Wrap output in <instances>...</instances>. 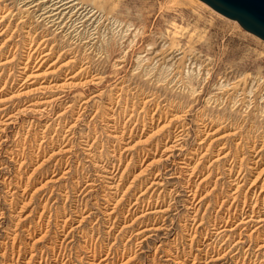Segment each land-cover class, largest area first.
<instances>
[{"label": "rangeland", "instance_id": "obj_1", "mask_svg": "<svg viewBox=\"0 0 264 264\" xmlns=\"http://www.w3.org/2000/svg\"><path fill=\"white\" fill-rule=\"evenodd\" d=\"M83 5L89 11L86 17H91L84 30L69 36H64V32L55 33L56 47L43 65L46 68L52 62L57 64L47 78L52 80L50 85L68 78L73 80V86L54 84L55 88L52 85L48 93L10 96L13 79L8 78V73L19 76L28 48L20 40L16 41L18 45L2 42L13 32L14 40L26 36L28 27L19 23L17 15L0 21V73H4L0 80V108L4 109L0 116L37 96L53 98L34 117L20 115L7 129L8 138L0 146L3 162L0 253L8 247L5 250L8 255L0 256V264H9L11 253L15 250L17 256L21 247L26 258H20L19 264H27L23 259L31 252L41 255L43 250L45 256L46 251L52 256L53 248H61L67 256L62 261L49 258L46 264H96L111 245L114 248L109 264H191L195 256L193 264H235L231 255L238 249L220 261L210 260L209 255L223 252L229 241L238 238V231L248 234L254 225L264 226V220L257 221L254 216L255 220L239 225L231 237L233 230L217 237L213 233L214 227L227 219L228 210L237 211L229 219L235 226L246 200V203L256 202L257 214L264 217V187L261 186H264V40L202 0H84ZM88 39L91 43L85 41ZM80 67L81 72L70 77ZM36 79L37 83L45 78ZM85 79L90 81L82 83ZM5 80L8 86L2 88ZM79 80L80 83L74 84ZM81 105L84 107L80 110ZM64 107L68 110L60 119L58 114ZM72 122L75 127L70 133L66 130ZM43 130L53 136L44 143L45 154L48 157L54 153V156L33 174V168L43 157L38 161L39 157L36 160L31 152ZM68 133L70 140L65 143L70 150H59L60 144L64 145L63 134ZM178 133H182V147L164 150V144L173 143ZM56 139H59L57 143ZM87 142H93L91 148ZM18 143L26 148L25 155L33 157L21 168L10 160L6 151L18 148ZM118 159H121L116 181L121 190L118 198L129 186L116 205L113 213L116 221L111 226L107 210L112 204L105 205L98 198L104 189L116 194L114 188L106 186L111 179L101 164L119 163ZM56 161L60 166L57 170ZM126 165L121 178L119 175ZM66 168L69 172L63 174ZM160 169L162 182L150 183ZM22 173L25 182L18 188L15 181ZM30 173L31 179L23 192ZM12 177L13 183L7 185ZM91 178L97 185L81 193ZM150 184H154L151 190ZM193 185L198 192L192 205L188 189ZM137 196L140 198L134 204ZM143 198L150 200L148 204L147 200L142 202ZM76 205L84 208V215L89 213L78 229L88 230L92 235L87 237L76 229L73 235L64 238L63 219L69 215L79 217L73 211ZM161 206L168 209L152 211ZM195 213L199 220L192 227L191 218ZM77 223L69 221L67 230ZM146 227L151 228L141 231ZM130 235L132 239L128 240ZM62 239L66 247L60 245ZM223 241L226 244L221 246ZM123 243H127L125 249ZM248 244L243 245L241 253ZM90 245L97 248L95 259L93 252L86 249ZM39 255L34 264L45 263H39Z\"/></svg>", "mask_w": 264, "mask_h": 264}, {"label": "bare ground", "instance_id": "obj_2", "mask_svg": "<svg viewBox=\"0 0 264 264\" xmlns=\"http://www.w3.org/2000/svg\"><path fill=\"white\" fill-rule=\"evenodd\" d=\"M0 18L2 20L6 19L7 17H10V16H15L17 15V18L19 20V23L22 24V26L24 27H28L27 29L25 28V32H26V36H21L19 37L18 39L14 40L15 38V33L13 32L10 36H8L6 38V40L2 43H6V44H10L12 43L13 45L19 43L18 40H20V42L24 43V44H27V52H26V60L23 61V65L20 66L21 71L18 70L19 73L18 75L19 76H16L14 74H12V72L9 71V75H8V78H12L13 80V83L11 85V87L13 88V91H12V94L10 96H14L16 97L17 95H24L25 93H48L47 90H49V88L55 83L57 82H54L53 84L50 85L51 81L52 80H48L47 78L50 76V74L54 71V69H56V65L57 64H53L54 62H52L50 64V66L46 67V68H43L45 65H44V62H46V60L48 59L49 55L52 53V51L54 50V47H56V45L53 43L56 38H54V34L55 33H60V32H64L65 34H63L64 36L65 35H68V34H71L72 32H76L75 34H78L81 32V30L83 29L84 30V27L86 26V22H88V19H90L91 17H86V15L88 14L89 11H86L87 8H84V0H0ZM86 7V6H85ZM93 13V12H92ZM91 13V14H92ZM95 13V11H94ZM93 13V14H94ZM16 18V19H17ZM8 19V18H7ZM18 23V24H19ZM17 24V23H16ZM17 26V25H16ZM110 26V25H109ZM82 27V28H81ZM81 28V29H80ZM86 29V28H85ZM4 30V29H3ZM70 30V31H69ZM119 33V32H118ZM81 34V33H80ZM24 35V34H23ZM90 35V34H89ZM93 35V34H92ZM62 36V35H61ZM69 36V35H68ZM79 36V35H78ZM58 37V36H57ZM67 37V36H66ZM135 37V36H134ZM138 37V36H137ZM71 38V37H70ZM93 38V36H91V39ZM58 39V38H57ZM84 39V38H83ZM82 39V40H83ZM91 39H88V40H85L86 42H90L91 43ZM63 40V39H62ZM115 40V39H114ZM18 41V43L16 42ZM68 41V40H67ZM71 41V40H70ZM64 42V40H63ZM74 42V41H72ZM72 42L70 44H72ZM1 43V44H2ZM59 43V42H58ZM69 43V42H67ZM76 43V41H75ZM81 43V41H80ZM85 43V42H84ZM69 44V45H70ZM61 45V44H60ZM73 45V44H72ZM96 45V44H95ZM64 46H62L63 48ZM73 47V46H72ZM86 47V46H85ZM92 47V46H91ZM109 47V46H108ZM61 48V47H60ZM95 48V47H94ZM48 49V50H47ZM58 49V47H57ZM65 49V48H64ZM70 49V48H69ZM24 50V49H23ZM63 50V49H61ZM108 50V49H107ZM116 51V50H115ZM126 51V50H125ZM64 51H62L60 54L58 55H61L63 54ZM74 52V51H73ZM77 53V52H76ZM76 53H75V56H76ZM16 55V54H15ZM96 55V54H95ZM59 57V56H57ZM157 58V57H156ZM71 59V58H70ZM98 59V58H97ZM69 60V59H68ZM91 60V58H90ZM161 60V59H160ZM7 59L4 61L6 62ZM9 61V60H8ZM33 61V64L31 66V63ZM2 62V63H4ZM85 62V61H83ZM90 62V61H88ZM1 63V62H0ZM59 63V62H58ZM92 63V62H91ZM90 64V63H89ZM142 64V63H141ZM44 65V66H43ZM89 66V65H88ZM34 68V70H30V68ZM62 67V66H61ZM84 68V66H83ZM88 68V67H87ZM29 69V70H28ZM60 69V68H59ZM81 67L80 69L75 72V74H73L72 76L70 77H73L75 75H78L80 72H81ZM6 72V71H5ZM78 73V74H77ZM3 71L0 73V80L2 79V75H3ZM57 74V73H56ZM82 75V74H81ZM93 75V74H92ZM10 76V77H9ZM38 77H41V78H45L44 80L42 81H39V82H35L38 78ZM98 77V76H97ZM96 78V77H95ZM5 79V78H4ZM84 79V78H83ZM16 80H19V81H16ZM8 80H5L4 81V85L2 88L6 87V85L8 86V83L7 82ZM73 80H70L68 81V78L65 79L63 82L61 83H58V84H55L56 86H67L68 85H71L73 86V83H72ZM81 80H79L78 82H74V84L76 83H80ZM90 81V80H89ZM87 79L83 80L82 83H86V82H89ZM158 81V80H157ZM135 83V82H134ZM17 84V88H16V85ZM87 84V83H86ZM77 85V84H76ZM15 87V89H14ZM52 88V87H51ZM50 88V90H51ZM55 88V86H54ZM61 88V87H60ZM65 89V88H64ZM131 92V91H130ZM43 95V94H42ZM9 96V97H10ZM60 96V95H59ZM8 97V98H9ZM13 97V98H14ZM18 97V96H17ZM55 97H58V96H55ZM11 98V97H10ZM78 98V97H77ZM147 99V98H146ZM53 100L52 97H49L48 95L47 96H37L36 98H32L31 100H29V102L27 104H24L22 106H18L16 108H14L13 110H11L9 113H3L2 116H0V146L1 144H3L4 141L7 140L8 138V135L6 133L7 129L10 127V125L14 124L20 115H32L34 117L35 114L41 112L42 110L44 111L48 105H50L51 101ZM87 101V100H85ZM84 101V102H85ZM72 103H70L69 105L67 106H70ZM83 104V103H82ZM9 105V104H8ZM129 105V104H128ZM145 106V105H144ZM72 107V106H71ZM80 107V110L81 108H83L84 106L81 105L79 106ZM171 107V106H170ZM169 107V108H170ZM6 108V107H5ZM65 108V107H64ZM63 108V109H64ZM73 108V107H72ZM3 107L0 108V112H3ZM85 109V108H84ZM68 110V108L66 107L64 111L60 112L58 114V117H60V115H64L65 111ZM74 110V109H73ZM71 111V110H70ZM69 113V112H68ZM125 113V112H124ZM66 114V113H65ZM172 115V114H171ZM153 116V114H152ZM36 117V116H35ZM175 117V116H174ZM75 118V117H74ZM77 118V117H76ZM79 118V117H78ZM77 118V119H78ZM130 118V117H129ZM61 119V117H60ZM76 119V120H77ZM80 119V118H79ZM65 120V119H64ZM68 120V119H66ZM170 119H168L169 121ZM31 123L33 122V120L31 119L30 120ZM61 121V120H60ZM63 122V121H62ZM78 122V121H77ZM61 123V122H60ZM53 124V123H52ZM63 124V123H62ZM61 124V125H62ZM28 125V124H27ZM30 125V124H29ZM75 123L72 122V124L68 125L69 127L67 128L66 131H69L70 133H72L73 131V127ZM145 125V124H144ZM183 125V124H182ZM205 125V124H204ZM32 126V125H31ZM45 128H48L47 126H49L48 124H44ZM57 126V125H56ZM61 127V126H60ZM63 127V126H62ZM66 127V126H65ZM152 127V126H151ZM44 128V129H45ZM65 129V128H64ZM57 130V129H56ZM90 131V130H89ZM123 132V131H122ZM125 132V130H124ZM175 132V131H174ZM215 132V131H214ZM20 133V132H19ZM18 133V134H19ZM62 133V132H61ZM70 133L64 135L63 134V142H64V145L60 144L61 146H59V150H65V151H68L70 150L69 148L70 147H66V143L65 141H67L68 136L70 135ZM75 134V133H74ZM169 134V133H168ZM181 134L182 133H178L175 135V140H173V143L171 144H164V150H173V149H180L182 147V142L180 141L181 140ZM54 135V134H53ZM73 135V134H72ZM116 135V133H115ZM165 135V134H164ZM18 136V135H17ZM55 136V135H54ZM169 136V135H168ZM52 134L51 136L45 131L43 130V133L40 135V138H39V143L37 144V146L35 147V149H33V151L31 152L33 156H35L36 160L37 158L39 157L38 161H40L41 157H43V160L41 162H39L38 164L36 163V166L33 168V171L32 173L34 174L36 172V170H38V167L39 166H42L41 164L48 160L49 158H52V156H54L53 154L54 153H51L49 154V156L47 157L45 154V146H44V143L47 141V140H52ZM118 137V136H117ZM36 139V138H35ZM167 139V138H166ZM57 140L59 139H56V143H57ZM61 140V139H60ZM70 140V139H69ZM68 140V141H69ZM168 140V139H167ZM166 140V141H167ZM17 141V140H16ZM19 141V140H18ZM23 141V140H22ZM86 141H89V140H86ZM138 141V140H137ZM201 141V140H200ZM55 142V141H54ZM60 142V141H59ZM62 142V143H63ZM111 142V141H110ZM202 142V141H201ZM239 142V141H238ZM21 143V142H20ZM18 143L19 147L18 148H9V149H6V151L10 154V155H7L9 156L10 160H13V161H16L17 164H18V167L21 168L22 166L24 167L25 164L27 165V160H29L30 158H33V157H28V155H25L24 153V145L23 143L20 144ZM25 143V142H24ZM49 143V142H47ZM93 143V142H92ZM92 143H88L87 142V145L89 148H91L92 146ZM136 143V141L134 142ZM114 144V143H113ZM15 145V143H14ZM27 145V144H26ZM25 145V146H26ZM46 145V144H45ZM115 145V144H114ZM133 145V144H132ZM130 145V146H132ZM11 147V146H10ZM13 147V146H12ZM133 147V146H132ZM147 147V146H146ZM158 147H159V143L157 142L156 143V150H158ZM201 147V146H200ZM129 145L126 146L125 149H129ZM149 149V148H148ZM58 150V151H59ZM56 151V150H55ZM73 151V150H72ZM119 151V150H118ZM26 152V151H25ZM142 152L143 154L145 153L146 155V151L145 149L143 148L142 149ZM28 153V152H27ZM59 153V152H58ZM171 155V154H170ZM185 158V157H184ZM122 159V158H121ZM121 159H118L119 160V163H117V161H112L110 162L109 164H101V166H103L104 168V171L107 172V177L110 178L111 180H108V184L106 185L108 188H114V192L116 195H112L110 191L108 190H105L104 189V192L102 194V196L100 198H98V201H100V199H103V202L104 203H107L105 205H108V204H112L111 207L109 205V208L107 210V219L110 220L111 226L114 225L115 223V219H116V215L114 216L113 213H115V208H116V205L117 203L119 202V199L121 197L124 196L125 194V191L127 190L128 186L126 187L125 190H122V195L120 198H118V195L120 194V189H119V182H116L117 181V176H118V173L120 172V161ZM141 159V158H140ZM258 159V158H257ZM131 160V158H130ZM32 161V160H31ZM58 163H60L59 160H57ZM57 161L55 162V170H57L59 167H58V163ZM29 162V161H28ZM182 162H185L186 163V160H182ZM31 163V162H30ZM189 163V162H188ZM62 164V163H61ZM100 164V163H99ZM3 165V162L0 161V170L3 168L2 167ZM60 165V164H59ZM128 165H126L124 168H123V171L121 172V174L119 175L121 178L123 177V173L126 169ZM151 166V165H150ZM195 166V165H194ZM67 167V166H66ZM70 167V166H69ZM75 168V167H74ZM85 168V167H84ZM195 168V167H194ZM192 171H193V168L191 167L190 168ZM18 170H21V169H18ZM177 170V169H176ZM14 171V170H13ZM161 171L162 169L158 170L156 173H155V178L150 182V183H161L162 181L161 178L163 177V173H162V176L160 177L159 175L161 174ZM191 171V172H192ZM69 172V168H66L64 169V173H67ZM71 172V171H70ZM143 172V171H142ZM32 173H30L28 176H26V179H27V183L25 184L26 186L23 187V192L26 190L27 188V185H28V182L30 181L31 179V176H32ZM261 173V172H260ZM258 173V174H260ZM18 174V173H17ZM90 174V173H89ZM239 174V173H238ZM257 174V175H258ZM14 176V175H13ZM17 176V175H16ZM19 176V175H18ZM62 176V175H61ZM106 176V174H105ZM23 177V173L22 175L20 174V177H19V180L15 181L17 183V187L18 188H21V185L22 183H24V178ZM83 175H80L79 174V178L80 179H83ZM160 177V178H159ZM237 177V176H236ZM257 177V176H256ZM8 177H5L3 179L7 180ZM18 178V177H17ZM86 180V179H85ZM13 177L12 178H9L8 179V184L7 185H10L13 183ZM119 181V180H118ZM96 180L94 178H91L89 180H87L86 182V186L85 187H82V192H84L85 190H87L88 188H94L97 184L95 183ZM77 183H80V181H77ZM201 183V182H200ZM153 184V185H154ZM195 184V183H194ZM15 185V183H14ZM153 185H149L148 187H150L149 190H151V188H153ZM132 186V185H131ZM262 187H264L263 185H261ZM9 187V186H8ZM11 187V186H10ZM147 187V188H148ZM195 187V188H194ZM197 187H198V184H197ZM146 188V189H147ZM142 190V193L146 190ZM10 190V189H9ZM120 190V191H119ZM198 190V189H197ZM196 186L193 185L191 186L190 189H188L189 191V195H192V199H191V204L193 205L194 204V201L196 199ZM36 191V190H35ZM113 192V193H114ZM198 192V191H197ZM65 193V192H64ZM79 193V194H81ZM63 194V193H62ZM140 194V195H141ZM152 194V193H151ZM50 195H52L50 193ZM139 195V196H140ZM69 196V195H68ZM93 196V195H92ZM142 196V195H141ZM140 196V197H141ZM235 196V195H234ZM67 197V196H66ZM140 197H136V201L134 202V204L139 200ZM151 197V196H150ZM19 198V197H18ZM48 199V198H47ZM50 199V198H49ZM247 199V198H246ZM244 199V200H246ZM15 200V199H14ZM83 200V199H82ZM147 199L146 198H143L142 199V202L143 201H146ZM150 200L148 199L147 200V204ZM199 201V200H198ZM247 201V200H246ZM246 201L244 202L243 201V204L244 206L240 209V212L238 213L239 214V217L236 218L237 220H235L236 222V225L235 226H232V224L229 222V219H231V217H235L236 216V212L237 211H232V210H228L227 214H228V217L226 220H224V223L219 225V226H216L214 228L215 231L213 233L216 234V237L221 235L222 232H226L228 230H233L232 231V234L230 235V237L232 235H234L233 232H235L237 230V228L239 227V225L243 224V223H249L251 220H255L254 218L256 217L257 221H263L264 220V217L262 215H259V213L257 214V210L255 208V203L252 204V203H246ZM258 201V199H257ZM94 202V201H93ZM222 202V201H221ZM253 202V201H252ZM263 202H264V199H263ZM144 203V202H143ZM196 203V202H195ZM18 204V203H16ZM44 208L47 207L46 205V202L45 204H43ZM104 205V206H105ZM130 205V204H129ZM249 206V208L246 209L245 206ZM258 205V204H257ZM150 207V205L148 206V208ZM229 207V206H228ZM43 208V209H44ZM74 210V214L78 215L79 217H77V219L72 216V215H69V216H65V219H63V224H62V227L61 230H62V235H64V238H66L68 235H73V232L78 229L79 227H81V224H82V221L84 220V218L86 216L89 215L88 214H85L84 215V208L83 207H80V205H76L75 208H73ZM168 209V206H166L165 208L163 206L157 208V209H152V211H156V210H159V211H164ZM230 209V208H229ZM129 210V209H128ZM44 211V210H43ZM43 211L41 212V214L39 215V217H41ZM150 211V210H149ZM262 211V210H261ZM197 213V211H196ZM196 213L192 216V220L194 223L192 227H195V224L198 222L199 218L197 219L196 218ZM237 214V215H238ZM255 216V217H254ZM3 217V213H0V220L2 219ZM225 217V216H224ZM118 218V217H117ZM71 220H75V222H78L77 225H74L72 224L70 226V230H67V227H66V224L71 221ZM223 220V219H222ZM216 221V220H215ZM256 222V221H255ZM3 223V222H2ZM1 221H0V225L2 224ZM73 223V222H72ZM40 226L42 227L43 224L42 222L39 223ZM199 224H201V221L199 222ZM198 224V225H199ZM197 225V226H198ZM215 225V224H214ZM31 226V225H30ZM110 227V226H109ZM213 227V226H212ZM14 228V227H13ZM151 228V227H150ZM148 227L144 228L143 230L141 231H144V230H147V229H150ZM252 230L248 233V234H242V231H238V238H236L235 240L233 239L232 241H229L227 243V246H225V249L223 252H216L215 254H210V260H217V261H220L222 259H225L227 258L229 255H231L230 253L233 252L235 249H238L236 251L233 252V254L231 256H233L232 260H233V263L235 264H264V258L262 256V253H260V251H262V249H264V226L263 225H254L253 228H251ZM79 230V229H78ZM31 231V230H30ZM77 231V230H76ZM83 235L87 236V237H90V235H92V233L89 234L88 230L86 231L85 229H80L79 230ZM244 231V230H243ZM7 232V231H6ZM140 231H138L139 233ZM231 232V231H230ZM237 232V231H236ZM209 233V232H208ZM111 234V233H110ZM207 234V233H206ZM16 235V234H15ZM13 236V237H16V236ZM214 235V234H213ZM228 236V235H227ZM262 237L261 240L258 241V237ZM86 237V238H87ZM228 237V238H230ZM110 238V237H109ZM130 238L132 239L131 235L128 237V240H130ZM206 238V237H205ZM220 238V237H219ZM226 238V237H225ZM226 238V239H228ZM89 239V238H88ZM144 239H146V237H144L143 239L139 240L140 242L143 241ZM91 240V239H90ZM93 240V239H92ZM83 241V240H82ZM87 241V240H86ZM139 241H137V244H140L138 243ZM193 241V240H192ZM225 241V240H224ZM221 244V246L223 244H226V242H224ZM65 242V239H62L61 242H60V245H64L66 247V245L64 244ZM216 242V241H214ZM248 244V246H246L243 250V252L241 253V250L243 248V245L245 244ZM256 242L255 245H257V248H254V243ZM113 243V241H112ZM136 243V242H135ZM210 243V242H209ZM209 243H206V246H208ZM7 244V243H6ZM12 244V243H11ZM127 243H123L124 245V249L126 248V245ZM192 244V242H191ZM8 245V244H7ZM172 245V244H171ZM241 245V246H240ZM21 246V245H20ZM215 246V244H214ZM220 247V245H219ZM12 248V247H11ZM22 248V247H21ZM21 248L18 249V254L16 256V253H14V251L11 253V257L10 258V262L9 264H19L20 263V258H26V256L23 255V253H21ZM113 248L112 245L108 247V250L106 252L105 255H103L101 257V260L98 261L96 264H102L103 262L101 261H105L104 264H109L110 261L109 260V257H110V254L113 253ZM131 248V247H130ZM202 248V247H200ZM212 248V247H211ZM210 248V249H211ZM221 248V247H220ZM8 249V247H7ZM5 249V250H7ZM86 249L88 250V252H93L91 253L92 257L95 259V256L97 254V248H94V247H91L90 246H86ZM208 249V248H207ZM215 249V248H214ZM219 249V248H218ZM258 249H260V251H258ZM3 251L0 253V256H7L8 254H6V251ZM17 250V249H16ZM48 250V249H47ZM62 249L59 248V250H55L54 248L52 249V256H49V253L46 251V256L44 255V253L41 251V255H39L38 253H35V252H31L30 253V256L27 258V259H23V261L25 260V263L27 264H34V259L36 256H40V260H39V263H42L43 261H45L44 264H46V262L48 261L49 258L53 259V260H59V261H62L65 257V255L67 256L66 252H62L61 251ZM65 250V249H64ZM115 250V249H114ZM203 250V249H202ZM117 252V250H116ZM263 252V251H262ZM26 253V252H25ZM242 255H241V254ZM123 254V253H122ZM90 255V253H89ZM118 255V254H117ZM197 255V254H196ZM264 255V254H263ZM230 256V257H231ZM7 258V257H6ZM206 259L208 258L205 257ZM197 259V256H195L193 258V262L191 264H193L195 262V260ZM205 259V260H206ZM230 261V260H229ZM94 262V260H93ZM63 263V262H62ZM83 263V262H82ZM221 264V263H220ZM229 264V262H228Z\"/></svg>", "mask_w": 264, "mask_h": 264}, {"label": "water", "instance_id": "obj_3", "mask_svg": "<svg viewBox=\"0 0 264 264\" xmlns=\"http://www.w3.org/2000/svg\"><path fill=\"white\" fill-rule=\"evenodd\" d=\"M264 40V0H202Z\"/></svg>", "mask_w": 264, "mask_h": 264}]
</instances>
